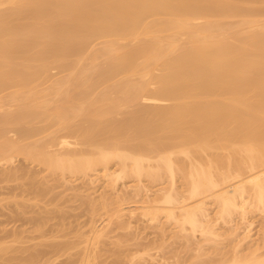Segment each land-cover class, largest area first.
<instances>
[{"label":"bare ground","instance_id":"6f19581e","mask_svg":"<svg viewBox=\"0 0 264 264\" xmlns=\"http://www.w3.org/2000/svg\"><path fill=\"white\" fill-rule=\"evenodd\" d=\"M0 167L15 205L41 202L15 217L40 241L8 256L12 244L0 245V264H52L73 246L43 242L67 225L54 189L73 177L103 179L99 198L83 196L93 219L107 213L79 235V259L60 264H96L108 227L130 222L135 211L112 206L130 177L148 198L139 215H164L188 244L195 232L214 242L234 214L245 224L229 228L243 232L231 255L205 260L199 245L191 264H264L253 243L238 251L247 216L264 215V0H0Z\"/></svg>","mask_w":264,"mask_h":264},{"label":"rangeland","instance_id":"374dc122","mask_svg":"<svg viewBox=\"0 0 264 264\" xmlns=\"http://www.w3.org/2000/svg\"><path fill=\"white\" fill-rule=\"evenodd\" d=\"M15 163L18 164L19 162L15 161ZM3 169H5V167H0V171H2ZM70 179L72 181L69 183L70 184L69 188L68 185L67 187L65 186V188L59 186L54 189V191L56 193H59L61 197L62 196L66 197L63 199L61 198L63 202L61 213L68 217L64 221V223H67V225L64 229L61 230L56 229L55 231H53V234L56 235L55 238L51 237L49 233L44 235L43 242L44 244L45 243L50 244L55 240L56 241L60 240V241H66L68 243H72L73 246L70 249H68L66 252L60 254L54 260V262H52V264H60L61 262L66 261L69 257L79 259L80 252L85 246V243H79L80 240L79 235L82 232H84L85 234V232L88 230V225L90 223V220L93 219L92 216L94 215V214L93 215L90 214V209H89L90 205L88 202L87 204L85 201H89L91 197H92L91 200H95L94 197H96L97 199L99 198V195H102V189H103L101 186L103 183L102 178L96 179V182L94 181L95 182V183L93 182L94 184L92 183L91 185H87L88 187L86 186V184L89 181L87 180L86 184L84 182L86 178L84 181L83 178L81 177L80 178L73 177ZM145 181L143 180V183H146ZM179 183L180 181L177 178L176 184L178 185V187H180L181 184ZM133 184H135L134 179L130 177V178H126L124 182L119 185V191L114 192L118 197L117 203H115V205L112 206H116V204H118L120 207L124 208L125 212L128 210H133V212L135 211V215H134L135 217L134 216L132 218L130 217L128 220L126 218L128 217V215L124 216L125 218L123 219L130 221L129 223L126 222L125 225H124L125 222L119 224L113 223L116 221L112 222L113 223L111 224L112 226L110 225V227H108V229L112 228V232L109 229V233H108L110 234L111 232V235L110 236L108 235L110 238L105 237L107 239L101 240L102 242L101 241L98 242L99 244L96 243L98 245L97 247L94 246L95 249L94 252H96V256H97V257L95 256L96 264H191L192 261H194L193 258H195V254L201 251L198 248L199 245H203V248L207 252L206 256L203 255V257L204 256L206 257V259L204 258L205 260L207 259L216 260L224 256L225 254L227 255V257L232 254L231 248H230L231 251H229L228 247L229 246L231 247V245L233 246L234 244H232V241L236 237H238L239 234H243V232L241 233L237 232L234 235L230 233L231 231L229 230V228L232 226L235 227L237 225V222H238V226L241 225L240 227L241 230L237 226L240 231H242V229L245 228V224L240 223L241 221L237 216V214H234L233 218H230V220L232 219L231 222L229 220L227 221L228 223L226 224H224L225 222L223 223L219 222L221 223V224L218 223L219 225L216 224L217 225L216 229H218V232L220 231L223 232L220 233L221 236L218 233L220 237L217 236L218 238L217 239L215 238L214 242L211 241L207 242L203 234H200V232H195L194 236L191 237V243L188 244V242L186 243L185 242L186 240L183 239L184 238L183 235L187 234L188 230L178 231L176 227L173 226L174 225L173 222L167 221L164 215L159 216V219L157 221H150L147 220V218L139 215V212H141L142 200H146L148 198H145L144 196L132 195L133 188L131 186H133ZM166 184H167L166 182H161L159 184L156 183L155 185H153L151 187V192L148 193L149 197L150 198L153 197L155 192H157L158 189H160L161 187L166 186ZM13 185H16V182L5 181V180L0 181V236L3 234L4 231L14 230V229L17 231L19 229L20 231H22L21 232L22 234L20 233L21 236L18 239H16V241L14 242L10 241L11 238L0 240V245L12 244L11 246L14 249V251L6 253L5 256L19 254L17 250L19 249L27 250V248L25 247H30L32 249V247L35 246V244L39 242L41 239L40 237H38L40 236V234L35 230V225L33 223L26 221L23 222V220L21 221V219L18 221L15 220L16 216H22L20 214V211L29 210V208L30 211H32L31 208H33V206L37 208L36 203L41 204V202H34L32 200L28 201L27 203L28 204L30 203L32 205L30 207L28 206L29 208L15 205L16 202L21 201V198L19 197V195L17 196L15 194L13 195L10 193V188L13 187ZM83 185L86 186L85 188L87 190L84 189ZM90 190L93 192L92 193L93 196H91L92 194L90 195V197L88 196L90 198L88 200L87 197L86 196L84 197L83 195L84 193L85 195L89 193ZM61 192H64L66 195ZM78 194H80V196ZM112 195L115 196L114 194ZM81 196H83V198L79 199V197ZM106 210H107L106 208H99L96 211L97 213L95 212L96 214L93 220H95V222H98L96 224H99L100 220L102 219L101 217L106 215L105 214L107 213ZM210 211L211 213L213 212L212 209ZM253 213H250L249 216H247L248 220L250 218H251L250 220L255 219L253 220L255 224H252L251 226L252 233L250 232V236H249L250 238L249 237L246 238L245 239L246 241L242 242L243 244L241 243V245H239L240 247H238V251L239 253H241V255L246 252V249L252 248V247L247 248V246L251 245L252 243L253 246L260 247L259 250L257 247L258 250V251L256 250L257 253L264 254V233L261 231L263 224L262 222L264 220L262 218H264V215L256 212ZM30 215L32 216L33 212L24 213V216H30ZM12 218L14 219L13 221L11 220ZM58 222H60L59 219L57 217H54L49 221L48 225L50 224L52 225V223H58ZM48 225L47 227H50ZM262 230L264 231V229ZM236 240L237 239H235V241ZM228 242L231 243V245H229ZM214 246L216 247L215 249H219V251L217 250L218 251L217 253H214L216 251L212 252L213 250L212 248H214ZM224 246L225 247L227 246L226 247L227 249ZM39 247L43 248L45 246L39 245ZM203 248L202 250H204ZM220 249L222 251L224 250L225 254L222 252V254L224 255L219 253L221 251ZM21 255H26V252L22 253Z\"/></svg>","mask_w":264,"mask_h":264}]
</instances>
